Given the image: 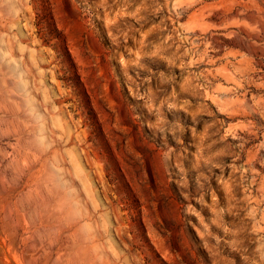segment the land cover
Here are the masks:
<instances>
[{"label": "rangeland", "instance_id": "rangeland-1", "mask_svg": "<svg viewBox=\"0 0 264 264\" xmlns=\"http://www.w3.org/2000/svg\"><path fill=\"white\" fill-rule=\"evenodd\" d=\"M0 264H264V0H0Z\"/></svg>", "mask_w": 264, "mask_h": 264}]
</instances>
